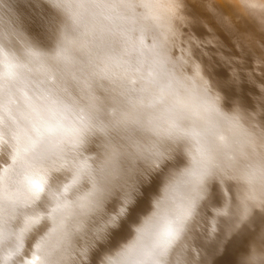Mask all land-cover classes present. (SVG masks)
Instances as JSON below:
<instances>
[{
	"label": "bare ground",
	"instance_id": "6f19581e",
	"mask_svg": "<svg viewBox=\"0 0 264 264\" xmlns=\"http://www.w3.org/2000/svg\"><path fill=\"white\" fill-rule=\"evenodd\" d=\"M80 2L69 0L65 11L51 7L47 0H0V30L10 29V18L16 21L22 11L37 16L33 8L52 19V44L25 36L22 40L44 55L62 45L68 48L73 63L66 70L62 98L74 108L94 105L110 125L111 145L122 158L148 150L164 153L158 169L161 178L173 168L179 173L190 167L192 145L175 139L174 131L202 126L215 116L207 111L213 104L236 119L239 131L261 143L264 102L258 103L256 98L262 95L258 86H264V0H97L83 7ZM29 21L33 22L22 23L19 30L43 40L47 23L33 16ZM10 47L24 56L22 43L14 40ZM233 73L239 74L238 86L229 83ZM35 86L34 80L29 95ZM0 115H4L0 119V189L23 209L22 169L17 164L22 137L15 131L27 127L34 117L22 94L15 90L10 114L5 109ZM104 141L102 135L88 137L83 156L89 166H96ZM215 156L224 166L223 150H217ZM137 166L148 171L143 161ZM55 175L58 180L47 193L50 204L60 194L57 189L72 181L67 165ZM242 194L243 186L230 174L217 177L207 185V198L198 206L190 227L210 230L213 207L225 197L238 201ZM18 223L13 219L9 226ZM40 223L47 224L40 236L54 227L51 217ZM40 236L33 232L25 237L20 253L25 264H41L36 253ZM134 236V231L128 233L119 247L106 252L95 264H106L105 257L115 256ZM89 243L90 236L83 232L74 236L60 264H93L94 249ZM195 247L194 240L185 241L168 257V264H184ZM249 255L252 264H264V212L258 208L243 236L229 243L215 264H235L238 258ZM0 264L19 262L0 250Z\"/></svg>",
	"mask_w": 264,
	"mask_h": 264
},
{
	"label": "snow or ice",
	"instance_id": "6c2138e0",
	"mask_svg": "<svg viewBox=\"0 0 264 264\" xmlns=\"http://www.w3.org/2000/svg\"><path fill=\"white\" fill-rule=\"evenodd\" d=\"M95 2L81 0L79 6ZM47 3L58 10L69 7V0ZM10 19L12 27L0 30V113L7 109L10 114L15 90L22 94L34 119L15 131L22 137L17 164L22 169L19 183L26 207L22 209L0 189V250L25 264L20 255L25 237L33 232L40 236L47 228L41 219L51 217L54 227L36 244L41 264H60L72 238L81 232L90 236L95 264L133 231L134 238L115 256H106V264H168V257L189 239L196 242L195 255L190 251L184 264H215L228 244L243 236L253 212L257 208L264 212V133L257 144L238 130L234 117L213 104L207 111L215 116L202 126L174 131L175 139L192 145L191 166L179 173L173 168L161 178L158 169L164 153L148 150L122 158L111 145L110 125L94 105L74 108L65 103L66 70L73 63L68 48L62 45L47 55L40 53L22 40L24 33ZM14 40L24 45L23 57L10 47ZM34 80L36 86L29 95ZM229 83L238 86L239 74L233 73ZM258 88L262 95L256 99L264 102V86ZM98 135L105 138L104 151L93 168L83 153L88 137ZM217 150L224 152V166L216 161ZM138 161L148 171L139 169ZM64 165L72 181L57 189L60 194L50 204L47 193ZM222 174L239 182L243 194L238 201L225 197L213 207L211 229L197 231L199 227H190V221L207 198V185ZM13 219L19 223L10 227ZM235 264H252V257H240Z\"/></svg>",
	"mask_w": 264,
	"mask_h": 264
},
{
	"label": "rangeland",
	"instance_id": "374dc122",
	"mask_svg": "<svg viewBox=\"0 0 264 264\" xmlns=\"http://www.w3.org/2000/svg\"><path fill=\"white\" fill-rule=\"evenodd\" d=\"M31 8V7H30ZM31 11H33L32 13L33 14H36L37 16H34L32 14H26V12L22 11L19 13L18 17H17V20L15 21L16 23V26L18 27L19 25H21L23 23L22 26H24L26 23L29 24V22H33V21H29L31 16L33 17H36V18H39L40 20L44 21L45 23H47L48 25V29H47V34L46 36L43 38V40H40V39H37L35 38L34 36H32L31 34L29 33H24V36L29 38L30 40H35V41H38V42H41L42 44H45V45H50L52 44L53 42V35H54V30H55V24L53 23L52 19L47 15L45 14L44 12H41L39 10H34L31 9ZM27 15V16H26ZM39 15V16H38ZM42 15V16H41ZM41 21V22H42ZM39 22V21H38ZM43 22V23H44ZM30 25V24H29ZM21 26V27H22ZM21 31V30H20ZM23 32V31H22Z\"/></svg>",
	"mask_w": 264,
	"mask_h": 264
}]
</instances>
